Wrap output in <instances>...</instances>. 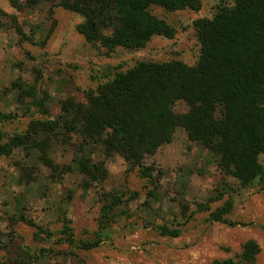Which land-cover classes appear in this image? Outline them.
Here are the masks:
<instances>
[{
	"label": "rangeland",
	"instance_id": "rangeland-1",
	"mask_svg": "<svg viewBox=\"0 0 264 264\" xmlns=\"http://www.w3.org/2000/svg\"><path fill=\"white\" fill-rule=\"evenodd\" d=\"M11 1L0 0L2 146L15 137L28 139L33 124L58 121L65 102L87 104V94L141 63L196 67L201 55L196 21L212 19L218 6L234 3L199 0L197 11L172 13L154 7L152 14L172 28L173 37L155 36L139 51L119 47L108 57L78 33L81 16L58 8L51 18L48 7L18 14ZM9 18L18 20L12 24ZM14 92L23 97L14 99ZM188 111L184 102L174 107L179 115ZM38 130L30 137L35 142L26 139L9 155L0 149V264H213L237 258L249 240L260 248L256 263L264 264L263 192L227 177L218 156L190 141L184 129L146 156L143 170L131 171L118 154L105 159L81 151L77 136L65 135L61 127L54 133ZM45 138L47 164L39 148ZM82 158L85 169L101 164L96 180L80 172ZM259 159L264 165V155ZM112 198L120 203L107 214ZM227 203L232 211L226 218L238 224L234 227L210 218ZM67 222L73 245L64 235ZM162 228L181 236L164 237ZM98 234L99 247L81 249Z\"/></svg>",
	"mask_w": 264,
	"mask_h": 264
},
{
	"label": "trees",
	"instance_id": "trees-1",
	"mask_svg": "<svg viewBox=\"0 0 264 264\" xmlns=\"http://www.w3.org/2000/svg\"><path fill=\"white\" fill-rule=\"evenodd\" d=\"M11 5L20 14L48 7L51 18L58 8L81 16L84 22L78 33L89 44L104 48L108 57L119 47L139 51L155 36L173 37L172 28L154 16L152 8L172 13L201 7L199 0H12ZM195 28L201 45L196 67L181 62L141 63L97 93L87 94V104L65 102L58 121L33 124L28 135H38V129L54 133L61 127L65 135L77 136L81 151L90 155L96 151L105 159L118 154L131 171L143 170L145 157L171 143L175 131L182 128L190 141L218 156V166L227 177L244 188L257 185L264 194V165L259 159L264 155V0L220 5L212 19L196 21ZM178 102L187 105L188 113L174 112ZM30 137H15L12 145L0 149L9 155L12 149L24 147L26 139L35 142ZM3 138L0 133V142ZM43 142L39 144L42 161L48 163L44 150L49 140ZM83 159L78 162L80 172L96 180L101 164L92 162L85 169ZM116 203L120 200L112 198L104 211L110 214ZM231 211L227 203L210 218L234 227L238 224L226 218ZM160 234L181 236L179 230L169 228H162ZM64 235L75 244L70 222L64 223ZM101 243L98 234L96 241L80 247L89 251ZM259 252L257 242L249 240L237 258L213 264H257Z\"/></svg>",
	"mask_w": 264,
	"mask_h": 264
},
{
	"label": "crops",
	"instance_id": "crops-1",
	"mask_svg": "<svg viewBox=\"0 0 264 264\" xmlns=\"http://www.w3.org/2000/svg\"><path fill=\"white\" fill-rule=\"evenodd\" d=\"M12 6V5H11ZM12 10L14 11L15 9L12 7ZM16 11V10H15ZM16 13H18L17 11H16ZM19 14V13H18ZM12 16V15H11ZM16 20H18V18H9V21H11L12 22V24H13V22H16ZM15 24V23H14ZM12 89H13V86H12ZM15 93V92H14ZM16 94V93H15ZM6 96V95H5ZM19 94H16V95H13V98L15 99V98H17V100H19ZM225 225V224H224Z\"/></svg>",
	"mask_w": 264,
	"mask_h": 264
}]
</instances>
